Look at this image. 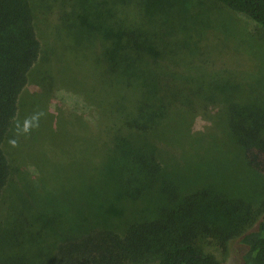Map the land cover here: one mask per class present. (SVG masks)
Listing matches in <instances>:
<instances>
[{"label":"trees","instance_id":"1","mask_svg":"<svg viewBox=\"0 0 264 264\" xmlns=\"http://www.w3.org/2000/svg\"><path fill=\"white\" fill-rule=\"evenodd\" d=\"M170 1L0 0V201L12 175L4 143L13 131L19 132V128L13 130L19 95L40 55L46 57L51 50L42 48L39 28L54 35L63 23L62 30L68 34L99 37L104 24L102 16L112 20L113 9L126 11L127 15L134 4L141 6L147 23L142 34L124 27L120 14L119 20L114 19L116 26L109 38H99V43L104 49L109 83L123 85L128 61L152 71L155 82L147 92L127 87L126 95L120 96L125 102L123 108L114 112L109 108L105 113L109 115L101 117L93 129L99 139L91 145L90 157L93 154L92 160L98 159V165L93 166L92 174L88 169V177L81 176L85 181L81 187L88 189L95 186L93 181L102 185L104 180H111L119 195L113 185L108 186L115 196L104 201L102 208L98 205V216L82 213L84 221L57 244L51 242L48 235L52 234L46 233L47 229H38V210L23 221L19 213L24 207H13L12 216L18 212L16 217L0 215V228H10L7 233H0V264H225L202 251L199 242L208 238L224 244L238 238L237 264H264L262 210L249 211L248 203L231 196L234 192L241 194L233 189L205 185L209 167L218 171L224 152L218 149L217 156L209 153V158L204 156L200 162L185 164L180 160L178 147L165 145L154 137V131L177 116L189 118L220 104L218 113L224 117L221 125H225L229 143L237 151L230 153L231 158L249 149L264 154V102H258L261 98L236 101V84L215 74L211 77L215 78L212 86L206 87L200 81L203 76L199 79L187 75L167 61L172 55L167 42L176 26L184 34L189 29L179 24L183 20L189 22V17L182 15L187 12L185 0H173L177 2L174 4ZM213 1L247 18L264 33V0ZM193 62L207 65L203 72H214L208 68L211 62ZM45 72L54 84L52 73ZM211 172L209 176L218 177ZM114 202L118 204L117 214L127 209L126 214L136 218L126 223L128 215H119L123 219L118 224L120 232L103 225L111 212L108 206ZM137 212L141 217H137ZM27 227L45 240L44 248L36 253H19Z\"/></svg>","mask_w":264,"mask_h":264},{"label":"rangeland","instance_id":"2","mask_svg":"<svg viewBox=\"0 0 264 264\" xmlns=\"http://www.w3.org/2000/svg\"><path fill=\"white\" fill-rule=\"evenodd\" d=\"M170 2L174 4L176 1ZM184 3L187 12L182 15H187L189 22L183 20L179 24L189 29L184 34L175 25V32L167 42V48L172 52L167 61L187 75L199 79H203L200 78L203 76L204 80L200 81L206 87L212 86L215 78L211 77L215 74L236 84L234 91H239L236 101H258L261 98L258 102H264V33L247 18L232 13L213 0H185ZM169 6L170 3L168 9ZM125 12L113 9L109 13H113L114 19L123 14V20L120 19L122 25L142 34L147 25L143 8L134 4L127 15ZM114 19L102 16L104 24L99 37L93 38L86 36V33L75 36L65 30L63 32V23L62 27L59 25L56 28L54 35L39 28L38 39L42 48L51 50L46 57L40 55L39 63L29 72L27 84L19 95L18 116L13 129H18L19 124V132L13 131L11 134L16 141L15 146L10 143L14 140L11 135L4 143L12 175L0 201V215L3 218L16 217L18 212L12 216L13 207H24L19 217L25 221L38 210V229H47L46 233L52 234L48 237L56 244L72 235L74 226L84 221L82 213L90 217L98 216V205L101 207L109 197L115 196L108 186L113 185L116 195H119L118 188L111 180L103 181L107 185L93 181L94 187H81L85 186L82 177H88L98 165V159L92 160L93 154L90 157L93 151L91 145L99 139L95 137L93 129L100 124L101 117L109 115L105 114L109 108L113 112L123 108L125 102L120 96L127 92V87L147 92L155 85L152 71L138 63L132 65L130 61L126 63V81L123 85L108 82L110 76L106 75L107 64L102 56L104 49L100 46L99 38H109L111 29L116 26ZM195 59L211 62L213 67L208 68L214 72H203L207 65L194 63ZM45 70L52 73L55 85ZM205 109L189 118L179 115L175 120L164 123L154 131V137L165 145L178 147L180 160L185 164L200 162L204 156L209 158V153L217 156L218 149L224 152L223 166L220 165L218 171L209 167L210 174L214 171L218 177L208 174L205 185L216 184L225 190L233 189L241 194L234 195V192L231 196L248 203L249 211L259 209L264 214V154L249 149L231 158V154L237 151L229 143L225 125H221L224 121L223 114L218 113L221 105ZM35 112L44 113L39 127L24 133L23 121ZM116 204L114 202L111 207L108 206L111 212L103 220V225L120 232L117 230H121L119 215L128 211L121 209L117 214ZM135 214L141 217L140 212ZM126 215V223L136 219L130 214ZM9 230L3 227L0 233ZM24 230L26 239L19 253H36L44 248L43 236H36L33 228ZM199 243L204 253L219 261L238 263V238H232L225 244L211 238Z\"/></svg>","mask_w":264,"mask_h":264},{"label":"clouds","instance_id":"3","mask_svg":"<svg viewBox=\"0 0 264 264\" xmlns=\"http://www.w3.org/2000/svg\"><path fill=\"white\" fill-rule=\"evenodd\" d=\"M44 115L43 112H35L33 113L31 116L25 118V120L23 121V125H22V130L24 133H30V131L34 128V127H39V122L41 117ZM17 127L19 128L20 125L18 124ZM10 143L13 144V146H15L16 141H10Z\"/></svg>","mask_w":264,"mask_h":264}]
</instances>
